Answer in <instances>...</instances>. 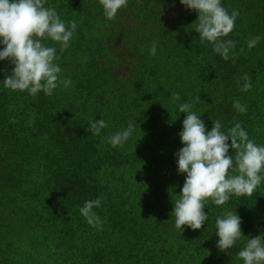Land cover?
Listing matches in <instances>:
<instances>
[{"label": "rangeland", "instance_id": "obj_1", "mask_svg": "<svg viewBox=\"0 0 264 264\" xmlns=\"http://www.w3.org/2000/svg\"><path fill=\"white\" fill-rule=\"evenodd\" d=\"M74 1L46 0L45 6L55 8L60 16ZM228 1H222V5ZM242 1L237 0V6L250 13L251 3ZM61 20L70 25L66 18ZM93 32L97 36L100 33ZM42 42L57 49L55 63L62 69L61 78H69V72L80 65L95 67L99 63L104 65L103 69L108 67V76L116 87L124 86L121 75L126 62L122 57L112 56L108 61L82 58L73 38L62 52L58 42L47 39ZM5 64L7 73L0 68V264H137L139 256L150 255V247H154L153 253L160 263L233 264L231 249L221 252L215 234L216 218L225 210L234 209L230 204L232 197L221 206L211 200L205 202L208 220L202 229L181 228L186 230L183 238L188 242L187 250L181 253L176 249H155L168 245L167 240L156 244L154 237L142 239L141 236L157 233L161 228L167 232L176 228L175 218L171 217L174 204L168 198L161 199L164 189H157L153 171H143L147 163L142 157L145 161L148 158L145 152L140 157L121 146L112 147L107 139L108 122L100 135L86 130L88 121L99 120L97 116H101L95 108L98 109L102 99L99 94L104 84L102 77L95 73L81 74L71 86H60L51 96L43 91L33 96L27 91L4 87L3 80L14 68L9 60ZM219 65L214 69L217 87L224 98L220 104L212 101L206 104L208 115L212 116L207 130L214 126L212 120H220L222 130L240 123L249 139L264 145V113L253 112L248 91L237 86V80L243 84L245 74L250 77L249 71L224 60ZM182 94L185 95V90ZM235 100L246 107L245 113L233 108ZM177 137L178 144L173 146L171 136L162 135L159 141H154L149 158L151 168L159 166L183 182L184 174L178 172L175 156L183 145ZM137 149L145 150L136 143L134 151ZM229 154L234 155V150L230 148ZM99 197H103L102 203L93 211L102 228L89 225L79 211L86 200ZM241 227L246 229L245 242L248 236L264 232L260 218L249 221L242 218ZM143 241L145 246L140 248Z\"/></svg>", "mask_w": 264, "mask_h": 264}, {"label": "trees", "instance_id": "obj_2", "mask_svg": "<svg viewBox=\"0 0 264 264\" xmlns=\"http://www.w3.org/2000/svg\"><path fill=\"white\" fill-rule=\"evenodd\" d=\"M248 2L251 3L248 5L250 13L237 6V0H229L224 5L229 13L233 9L239 11L235 28L227 37H222L236 42L227 61L213 51L210 42L199 43V33L195 31L194 23L198 13L186 9L180 0H128L127 7L119 10L114 20L104 16L99 0H76L62 10L61 19L66 18L70 22L74 20L77 24L72 38L76 42L79 56L108 61L117 55L125 60L121 73V78L125 80L123 87H116L108 76V67L103 69L104 65L99 63L95 67L80 65L74 72H69V78L74 81L81 74L94 73L102 77L104 84L99 91L102 99L97 105L98 109L95 108L101 116H97V119L108 122L107 133L110 135L126 129L129 123L134 124L132 135L121 148L140 157L145 152L148 158L145 161L142 157L147 163L143 171H153V178L158 181L157 189H164L159 190L162 191V200L168 198L172 202V193L175 199L174 196L181 192L186 174L184 181L180 182L177 175L166 174V170L159 166L151 168L150 150L154 141H159L164 134L171 136V145L178 144L177 136L183 130V120L187 115L179 111L182 103L192 104L191 110L201 116L207 129L212 116L209 117L206 104L209 101L220 104L224 98L217 87L219 82L216 81L218 77L215 66H220L224 60V63L249 71L252 82L248 91L249 107L253 112L264 113V0L242 1L243 4ZM92 30L100 31L99 35L92 33ZM255 36H261L262 39L254 48L249 49L247 42ZM153 42L157 45L155 55L149 51ZM2 48L3 45H0V50ZM0 68L2 72L5 71V60L0 61ZM183 90L186 96L182 94ZM138 91L141 92L139 96ZM174 92L180 94L179 101H173ZM213 92L214 95L211 94ZM111 130H115L114 133ZM136 143L145 150L134 151ZM179 144L183 145L181 141ZM231 197L230 204L234 206L232 211H237L247 221L260 218L264 223V181L252 196ZM255 212L263 213L262 217H258ZM241 228L244 234L246 229ZM164 231L166 228H161L157 233L151 232L141 237L145 241L154 237L156 244L168 241V245H159L155 249H176L178 253L187 250L185 244L188 242L183 238L186 230L171 227L170 232L163 234ZM244 239L242 237L230 251L233 264H243L236 253L244 246ZM145 241L140 243V248L145 246ZM140 248L136 249L139 251ZM150 248V255L145 253L139 256L137 264H168L160 263L153 253L154 247Z\"/></svg>", "mask_w": 264, "mask_h": 264}, {"label": "clouds", "instance_id": "obj_3", "mask_svg": "<svg viewBox=\"0 0 264 264\" xmlns=\"http://www.w3.org/2000/svg\"><path fill=\"white\" fill-rule=\"evenodd\" d=\"M104 16L114 20L122 8L127 7L128 0H99ZM186 8L198 13L195 31L199 33V43L210 42L213 51L227 61L229 53L236 42L227 37L235 28L239 11L228 9L222 0H180ZM46 0H0V61L9 60L14 68L3 80L4 87L13 91H27L37 95L43 91L51 96L60 86L72 85L70 78H61L62 69L55 63L58 59L55 47L45 46L44 39L50 38L58 42L64 51L77 27L76 22L65 24L53 7H46ZM262 39L261 36L250 37L249 49L254 48ZM195 42V41H194ZM156 42L150 47V54L155 55ZM235 54L233 53V58ZM7 73V69H5ZM243 84L237 80L241 91H249L251 78L245 74ZM173 101L181 99L178 92L172 94ZM233 108L240 113L247 111L239 100L233 101ZM191 103L179 105V111L186 113L183 130L178 133L183 147L175 154L180 174H186L185 181L178 197L173 199L174 208L171 217L175 218L177 229H202L208 220L204 211L205 202L211 200L214 205L221 206L230 197L252 196L264 181V145H257L249 139L248 133L240 123L222 130L220 120H212L213 127L206 129L205 122L192 110ZM86 129L92 135H100L107 127L104 119L88 121ZM134 131V124L110 135L108 143L112 147L123 146ZM229 140L231 144H229ZM230 148L234 155L229 154ZM103 197L86 200L80 207V214L93 227L102 222L93 211L101 205ZM242 218L237 211L225 210L215 221V234L219 237L217 248L228 252L236 247L242 237ZM243 264H264V232L254 237L248 236L244 246L236 253Z\"/></svg>", "mask_w": 264, "mask_h": 264}]
</instances>
